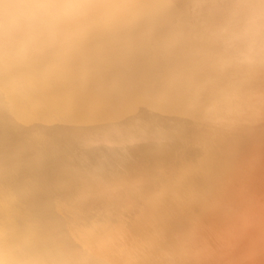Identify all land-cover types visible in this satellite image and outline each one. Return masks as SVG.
<instances>
[{"label": "bare ground", "instance_id": "obj_1", "mask_svg": "<svg viewBox=\"0 0 264 264\" xmlns=\"http://www.w3.org/2000/svg\"><path fill=\"white\" fill-rule=\"evenodd\" d=\"M73 2L0 24V264H264V0Z\"/></svg>", "mask_w": 264, "mask_h": 264}, {"label": "clouds", "instance_id": "obj_2", "mask_svg": "<svg viewBox=\"0 0 264 264\" xmlns=\"http://www.w3.org/2000/svg\"><path fill=\"white\" fill-rule=\"evenodd\" d=\"M10 12H6L2 27L18 30L21 34L38 32L50 21L51 17L45 18L42 14L48 12H67L80 7L73 0H14L10 6Z\"/></svg>", "mask_w": 264, "mask_h": 264}]
</instances>
